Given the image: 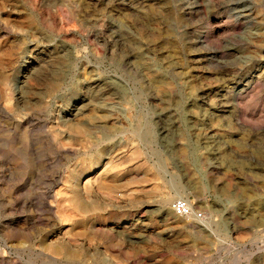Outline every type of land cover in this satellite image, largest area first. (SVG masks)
I'll list each match as a JSON object with an SVG mask.
<instances>
[{"label":"rangeland","instance_id":"1","mask_svg":"<svg viewBox=\"0 0 264 264\" xmlns=\"http://www.w3.org/2000/svg\"><path fill=\"white\" fill-rule=\"evenodd\" d=\"M0 264H264V0H0Z\"/></svg>","mask_w":264,"mask_h":264},{"label":"built area","instance_id":"2","mask_svg":"<svg viewBox=\"0 0 264 264\" xmlns=\"http://www.w3.org/2000/svg\"><path fill=\"white\" fill-rule=\"evenodd\" d=\"M191 203L185 198H178L172 203V211L178 216H191L194 215L196 218H202L203 215L200 212H195Z\"/></svg>","mask_w":264,"mask_h":264},{"label":"bare ground","instance_id":"3","mask_svg":"<svg viewBox=\"0 0 264 264\" xmlns=\"http://www.w3.org/2000/svg\"><path fill=\"white\" fill-rule=\"evenodd\" d=\"M214 27V26H213ZM103 92V91H102ZM102 94V93H101ZM64 131V130H63ZM54 133V132H53ZM64 142V141H63ZM191 205V204H190ZM191 207H192V205H191Z\"/></svg>","mask_w":264,"mask_h":264}]
</instances>
